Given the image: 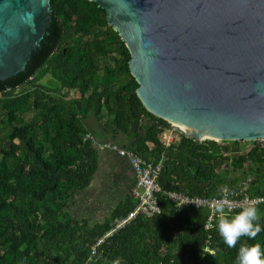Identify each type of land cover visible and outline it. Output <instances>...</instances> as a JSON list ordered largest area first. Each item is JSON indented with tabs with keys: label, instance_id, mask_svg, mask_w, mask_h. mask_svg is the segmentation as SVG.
<instances>
[{
	"label": "trees",
	"instance_id": "1",
	"mask_svg": "<svg viewBox=\"0 0 264 264\" xmlns=\"http://www.w3.org/2000/svg\"><path fill=\"white\" fill-rule=\"evenodd\" d=\"M51 7L49 35L26 72L0 81V264H238L242 246H264L262 230L229 247L219 220L206 229L207 209L178 207L164 194L160 214L139 216L99 246L136 208L134 196L103 223L69 214L99 170V150L85 140L90 117L105 132L125 136L126 149L163 163L166 193L219 198L251 176V197L263 196L264 148L246 152L237 141L198 145L184 136L164 144L169 124L139 98L131 53L106 11L89 0H51ZM47 76L57 85L42 84ZM73 91L80 96L68 98ZM256 208L264 229V204Z\"/></svg>",
	"mask_w": 264,
	"mask_h": 264
},
{
	"label": "water",
	"instance_id": "2",
	"mask_svg": "<svg viewBox=\"0 0 264 264\" xmlns=\"http://www.w3.org/2000/svg\"><path fill=\"white\" fill-rule=\"evenodd\" d=\"M89 1L129 49L145 108L178 140L264 139V0ZM51 22V0H0V81L26 72Z\"/></svg>",
	"mask_w": 264,
	"mask_h": 264
},
{
	"label": "built area",
	"instance_id": "3",
	"mask_svg": "<svg viewBox=\"0 0 264 264\" xmlns=\"http://www.w3.org/2000/svg\"><path fill=\"white\" fill-rule=\"evenodd\" d=\"M168 127L170 128V124ZM171 130V133H173L174 130ZM85 140L93 142L97 148L104 146L105 148L114 150L121 157L130 162L136 174V189L134 190V198L137 200L136 208L127 217L119 219L115 223L113 229L108 232L104 238L99 240L98 246L103 244L107 238L125 229L139 216L151 218L160 214L159 196L162 194L167 195L169 200L175 203L178 207L207 209L210 212V215L206 223V229L209 231L214 229L216 221L220 220L223 216H228L233 212L241 211L242 208L250 205L256 207L260 204H264V195L256 197H251L250 195L253 180L251 176H248L238 189L223 190L222 196L219 198L192 197L180 192L166 193L160 184L163 163L156 164L153 161L145 160L133 151L120 148L117 145L100 144L92 134H87ZM216 142L221 143L223 141ZM247 143H250V146L247 148L246 152L255 147L264 148V139ZM218 203L224 205L225 211L223 213L217 211Z\"/></svg>",
	"mask_w": 264,
	"mask_h": 264
},
{
	"label": "crops",
	"instance_id": "4",
	"mask_svg": "<svg viewBox=\"0 0 264 264\" xmlns=\"http://www.w3.org/2000/svg\"><path fill=\"white\" fill-rule=\"evenodd\" d=\"M86 125L90 134L100 144H113L126 149L128 141L125 136H116L113 131L105 132L94 117H90L86 121ZM171 131L170 129L166 136L160 137L164 144L168 145L180 141L176 138L178 132L171 133ZM149 146L152 149L154 148L152 144H149ZM98 150L100 153L99 170L93 179L92 185L77 195L72 202V206L68 209L73 218L86 219L92 224H97L98 222H95V220L99 219L103 213L111 216L118 207L134 196V190L136 189V174L130 162L114 150L104 146L98 148Z\"/></svg>",
	"mask_w": 264,
	"mask_h": 264
},
{
	"label": "clouds",
	"instance_id": "5",
	"mask_svg": "<svg viewBox=\"0 0 264 264\" xmlns=\"http://www.w3.org/2000/svg\"><path fill=\"white\" fill-rule=\"evenodd\" d=\"M217 211L223 213L224 205L218 203ZM260 219L255 206L244 207L235 216H223L219 220L218 230L229 247H235L241 236L255 238L262 230L257 221ZM238 264H264V246L254 244L242 246L238 253Z\"/></svg>",
	"mask_w": 264,
	"mask_h": 264
},
{
	"label": "rangeland",
	"instance_id": "6",
	"mask_svg": "<svg viewBox=\"0 0 264 264\" xmlns=\"http://www.w3.org/2000/svg\"><path fill=\"white\" fill-rule=\"evenodd\" d=\"M41 83L42 84H44V85H48V86H56L57 85V82L56 81H54L53 79H52V77L51 76H47V77H45V78H43L42 80H41ZM67 92L65 91L64 92V94H66ZM80 96V93L79 92H77V91H73V92H71V93H69L68 94V98H76V97H79ZM170 130V128L168 127L162 134H161V136H166L167 134H168V131ZM98 136H99V134H97ZM179 137H181V135H180V133H177L176 134V138L177 139H179ZM166 141H168L167 139H166ZM250 146V143H243V148H244V150H247V148ZM110 217V215L108 216V215H104V213L100 216V218L99 219H97V220H95V222H98V223H103L104 221H106L108 218Z\"/></svg>",
	"mask_w": 264,
	"mask_h": 264
},
{
	"label": "bare ground",
	"instance_id": "7",
	"mask_svg": "<svg viewBox=\"0 0 264 264\" xmlns=\"http://www.w3.org/2000/svg\"><path fill=\"white\" fill-rule=\"evenodd\" d=\"M175 126H177V125H175ZM177 128H178L180 131L185 132V133H187V134H194L193 132L186 131L185 129H183V128L179 127V126H177Z\"/></svg>",
	"mask_w": 264,
	"mask_h": 264
},
{
	"label": "flooded vegetation",
	"instance_id": "8",
	"mask_svg": "<svg viewBox=\"0 0 264 264\" xmlns=\"http://www.w3.org/2000/svg\"><path fill=\"white\" fill-rule=\"evenodd\" d=\"M3 83H5V84H8V80L7 81H2Z\"/></svg>",
	"mask_w": 264,
	"mask_h": 264
}]
</instances>
